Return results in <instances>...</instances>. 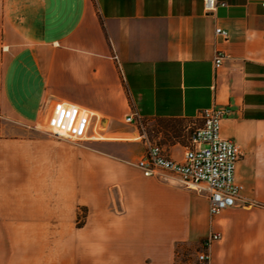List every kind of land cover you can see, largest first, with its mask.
Masks as SVG:
<instances>
[{
  "label": "crops",
  "instance_id": "crops-1",
  "mask_svg": "<svg viewBox=\"0 0 264 264\" xmlns=\"http://www.w3.org/2000/svg\"><path fill=\"white\" fill-rule=\"evenodd\" d=\"M218 2L0 0V264H183L212 232L206 264H264V0ZM56 101L91 115L81 139L41 129ZM211 105L248 203L214 216L136 164L152 142L181 160Z\"/></svg>",
  "mask_w": 264,
  "mask_h": 264
},
{
  "label": "built area",
  "instance_id": "built-area-1",
  "mask_svg": "<svg viewBox=\"0 0 264 264\" xmlns=\"http://www.w3.org/2000/svg\"><path fill=\"white\" fill-rule=\"evenodd\" d=\"M219 4L218 0H203L206 12L214 11ZM215 33L228 37L227 29L220 26L215 27ZM223 56L220 51L216 52L215 66L221 64ZM229 112L230 108L222 105L201 109L199 115L202 123L192 131L190 145L185 149L181 160L168 157L160 145L152 142L136 162L137 166L146 176L171 175L184 186L205 193L211 216L236 204L247 205V200L241 196L243 185L235 179L240 147L234 140L223 137L220 133L221 120ZM132 117L133 115H129L126 120L131 121ZM90 118L87 111L56 101L44 118V130L55 137L79 140L87 133ZM219 237V232H212L202 240V249L197 253L201 264L207 263V249Z\"/></svg>",
  "mask_w": 264,
  "mask_h": 264
},
{
  "label": "rangeland",
  "instance_id": "rangeland-1",
  "mask_svg": "<svg viewBox=\"0 0 264 264\" xmlns=\"http://www.w3.org/2000/svg\"><path fill=\"white\" fill-rule=\"evenodd\" d=\"M41 123V129L43 131H45V126L42 124V121H40ZM13 124L15 125V127L13 128V130L11 131H7V134L10 135H18L20 134V131L23 129V125L22 123H20L19 121H13ZM0 125H1V117H0ZM45 133L51 135L50 133L46 132ZM53 136V135H51ZM55 137V136H54ZM127 146H122V147H117L116 149L120 152H126L127 151ZM196 251H197V246L196 245H187L184 244L182 245V247L180 248V255H179V261H182L183 264H201L198 261H196ZM192 258L191 262L188 263L189 259Z\"/></svg>",
  "mask_w": 264,
  "mask_h": 264
}]
</instances>
